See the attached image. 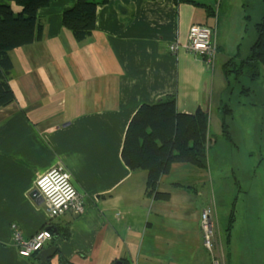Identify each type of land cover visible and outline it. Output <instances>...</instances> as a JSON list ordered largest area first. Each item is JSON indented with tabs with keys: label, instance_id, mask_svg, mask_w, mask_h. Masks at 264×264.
<instances>
[{
	"label": "crops",
	"instance_id": "obj_1",
	"mask_svg": "<svg viewBox=\"0 0 264 264\" xmlns=\"http://www.w3.org/2000/svg\"><path fill=\"white\" fill-rule=\"evenodd\" d=\"M193 1L197 4L107 0L97 8L92 35L81 42L62 23L63 11L76 0H51L38 11L43 38L11 50L15 100L0 109V264H41L40 251L29 258L18 255L14 225L24 239L48 226L59 228L43 248L56 249L48 264L61 259L73 264H212L200 225L202 210L211 203L228 264H264V230L257 218L242 216V209L252 212L253 206L242 205L240 190L221 229L217 201L208 193V163L205 168L174 163L158 185L170 198L157 200L147 194V173L132 171L122 158L127 128L139 107L169 98L181 113L208 112L209 143L225 137L221 107L232 108L237 85H227L224 66L238 53L240 58L249 53L264 0ZM194 24L216 28L214 70L183 46ZM174 41L180 46L171 52ZM254 84H248L246 94H253ZM260 110L253 128L263 131ZM253 133L256 138L262 134ZM221 147L230 155L235 151L228 144ZM234 157L232 172L236 165L249 170L248 160ZM59 165L70 172L84 210L52 219L36 181Z\"/></svg>",
	"mask_w": 264,
	"mask_h": 264
},
{
	"label": "trees",
	"instance_id": "obj_2",
	"mask_svg": "<svg viewBox=\"0 0 264 264\" xmlns=\"http://www.w3.org/2000/svg\"><path fill=\"white\" fill-rule=\"evenodd\" d=\"M51 0H3L0 1V109L15 100L10 86L13 61L11 50L40 41L43 38V23L38 11L50 4ZM193 3H196L193 0ZM107 0H76L72 7L63 11L62 23L81 42L92 35L96 26L99 5ZM12 4L22 8L15 13ZM256 39L246 58L236 62L231 58L225 63V76L229 83L233 75L237 81L245 76L256 81L264 68V14L255 24ZM251 89V88H249ZM248 89V90H249ZM225 137H229L228 119L233 109L221 107ZM231 139V138H230ZM209 114L199 108L194 113L177 110L174 98L143 104L133 115L125 136L122 158L132 170L147 173V194L157 200H168L169 192L159 191L163 175L169 173L174 163H189L205 168L208 163ZM232 225L234 218L230 219ZM57 226H48L52 236L59 233ZM34 253L31 257L35 256ZM60 264H73L61 259Z\"/></svg>",
	"mask_w": 264,
	"mask_h": 264
},
{
	"label": "rangeland",
	"instance_id": "obj_3",
	"mask_svg": "<svg viewBox=\"0 0 264 264\" xmlns=\"http://www.w3.org/2000/svg\"><path fill=\"white\" fill-rule=\"evenodd\" d=\"M215 8L219 11L217 4H215ZM252 23L253 22H251V24ZM233 58L236 62H240L246 58V56L244 55L240 58L238 53ZM239 79L240 80L237 81L232 75L229 84H227L230 88L237 85V92L234 93V91H232L230 93H234L231 95L233 109L232 125L234 128L233 137L231 140H227L225 137L220 136V138L216 139L214 144L211 142L208 145V164L212 174V185L209 186L208 193L211 197L213 195L217 201L221 229L227 217L226 211H229L232 201L236 198L235 195L240 190V193L243 194V196L239 198L242 205H248V207L253 206L252 212H246L242 209V216L244 218H252L253 220L257 218L258 226L264 230V122H259L263 131L260 130V127L253 128V126H255V120L262 116L260 115V109L264 111V101L263 103L259 102L262 98L264 99V68H261V76L256 81H249L245 76H241ZM250 82L255 83V91L252 95H250L251 92L246 94L248 93V84H250ZM251 104L252 106H250ZM253 107H257V109ZM258 121H260V119H258ZM254 131L257 133L262 132V134L256 138L253 133ZM223 144H228L231 148L235 149L234 153L232 155L228 154L227 148L221 147ZM212 145L216 146L214 147ZM250 150L254 151L252 155H249ZM245 153H247V155H245ZM238 154L241 158L249 161V170H243L239 165H236L234 167V172H232L229 162L235 158L234 156L237 157ZM247 190L248 194L246 197L245 191ZM259 195L261 196L260 201ZM254 197L256 199H254ZM213 230L215 244L218 248H221L222 252L227 254L224 248V242L222 241L223 238L221 234H223V230L220 231L218 218L214 220ZM226 263L228 264L227 255Z\"/></svg>",
	"mask_w": 264,
	"mask_h": 264
},
{
	"label": "built area",
	"instance_id": "obj_4",
	"mask_svg": "<svg viewBox=\"0 0 264 264\" xmlns=\"http://www.w3.org/2000/svg\"><path fill=\"white\" fill-rule=\"evenodd\" d=\"M180 43L174 41L170 44L171 52H176ZM185 49L201 57L210 70H214L218 56L216 28L209 25L194 24L191 26ZM36 189L39 197L48 208L50 218L74 210L80 213L84 206L80 200V194L73 182L70 172L64 166H56L49 170L36 181ZM215 207L211 203L202 210L201 227L203 231V246L212 258V264H227L226 254L218 248L214 240ZM13 237L17 246L18 255L29 258L46 247L53 238L48 227L35 233L32 237L24 239L14 225Z\"/></svg>",
	"mask_w": 264,
	"mask_h": 264
},
{
	"label": "water",
	"instance_id": "obj_5",
	"mask_svg": "<svg viewBox=\"0 0 264 264\" xmlns=\"http://www.w3.org/2000/svg\"><path fill=\"white\" fill-rule=\"evenodd\" d=\"M55 248L54 247H50V248H46L41 250L38 255L37 258L38 260L41 261V264H48L47 263V259L50 258L51 256H53V254L55 253ZM116 264H122V262H116Z\"/></svg>",
	"mask_w": 264,
	"mask_h": 264
}]
</instances>
